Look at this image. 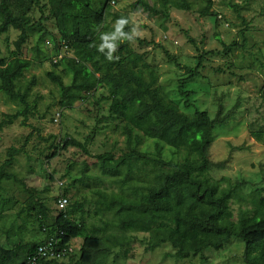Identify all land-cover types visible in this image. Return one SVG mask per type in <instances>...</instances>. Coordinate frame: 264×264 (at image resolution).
Returning a JSON list of instances; mask_svg holds the SVG:
<instances>
[{
    "label": "rangeland",
    "instance_id": "obj_1",
    "mask_svg": "<svg viewBox=\"0 0 264 264\" xmlns=\"http://www.w3.org/2000/svg\"><path fill=\"white\" fill-rule=\"evenodd\" d=\"M137 1L115 0L110 5L109 32L118 29L123 18H128L132 27L131 52L144 56L158 75L157 86L162 94L176 103L180 100L179 80L188 76L202 57L200 75L189 82L188 89L194 91L193 103L200 110H207L215 121L213 141L207 151L210 176L220 181L222 187L230 183L240 185L239 196L245 197L236 196L231 202L236 220L241 209L252 208L249 202L252 195L264 197V0H210L212 7L206 16L200 12L209 0H192L190 11L171 5L164 7L162 0H143L162 11L161 15L146 11ZM231 4H236L239 12ZM43 6L47 18L42 25L47 31H33L21 51L22 57L31 61V67L19 79L18 88L24 90L35 79L28 94V120L23 124L20 117L0 131V165L9 158L8 149H22L12 167L6 169L22 183L4 180L0 193V200H8L0 221V244L6 248H12L21 239L35 243L44 239L39 217L36 220L35 214L27 216L28 211L35 212L29 210L28 203L33 197V202L48 209V218L43 222L46 228L58 215L57 198L66 188L69 202L84 203L83 210L76 212L74 218L81 221L85 217L88 224L100 227L104 221H115V217L112 213H99L102 205L95 204L98 200L95 193L121 195L142 190L147 174L143 168L134 169L133 181L125 184V167L116 175L104 173L100 168L98 155L111 153L118 159L128 151L124 123L109 117L111 100L105 88H98L88 99L78 100L72 108L59 105L60 90L48 73L54 71L69 85L70 74L62 61L54 63V57L59 52L74 56L62 46L56 51L52 40L58 35L56 19L49 15L52 6L48 0H43ZM114 14L122 19H115ZM32 16L38 21L41 13L35 11ZM110 33L105 35L111 36ZM19 35L20 31L11 29L0 36V58L9 60L13 56ZM120 43H124L123 38ZM23 108L0 91V121ZM180 108L187 114L191 112L181 104ZM64 139L85 145L87 152L77 146L56 152V146ZM158 147H163V159L178 160L168 146L157 145L152 139H144L137 149L154 155ZM82 177V182L76 181ZM10 227L13 231L8 240ZM106 234L117 237L119 244L111 243L110 249L102 242L91 264H246L243 244L236 239L222 249L207 250L203 256L178 260L169 244L149 249L147 233L121 232L114 226L107 228ZM71 242L76 250L72 259L66 257L56 264L79 259L82 238Z\"/></svg>",
    "mask_w": 264,
    "mask_h": 264
},
{
    "label": "trees",
    "instance_id": "obj_2",
    "mask_svg": "<svg viewBox=\"0 0 264 264\" xmlns=\"http://www.w3.org/2000/svg\"><path fill=\"white\" fill-rule=\"evenodd\" d=\"M139 1L137 3L142 4L146 11L162 14V11L154 9L143 0ZM48 2L52 6L49 15L56 19L58 29L57 37L54 35L52 38L56 43L55 49L58 52L59 47H67L66 50L72 51L74 56L69 57L65 53L56 62L58 64L62 61L70 74L69 85H65L54 71L48 73L49 79L60 90L59 105L72 108L78 100L88 99L98 88H105L111 100L109 117L124 123L128 151L118 159L111 153L98 155L100 168L104 173L116 175L125 167V184L126 181H133L134 169L143 168L147 172L146 180L142 190L134 189L129 194L95 193L98 197L95 204L100 202L102 205L99 213L104 211L115 217V221H104L100 227L88 224L85 217L81 221L74 218L76 212L83 210L84 203L68 200L66 209H58L59 213L52 225L46 228L43 222L48 218V209L40 202H33V197L28 203L29 210L35 212L28 211L27 216L35 214L36 220L39 217L45 237L37 243L21 239L12 248L0 244V264H26L33 249L56 236L64 242L82 238L79 259L69 264H91L102 242L110 249L111 243L119 244L117 237L114 239L113 235L106 234L107 228L114 226L121 232L129 230L147 233L149 249L169 244L178 260L203 256L207 250L222 249L231 239H236L243 244L246 264H264V197L252 195L249 199L252 208L241 209L235 220L230 205L236 196L245 198L239 196L240 185L230 183L222 187L220 181L213 180L209 174L207 151L213 141L215 121L207 110H200L193 103L194 91L188 89L189 82L200 75L202 57L195 69L179 80V102L170 101L157 86L158 75L154 68L144 60L143 55L131 52L129 42L132 40V27L128 18L122 19L120 15L114 14L115 19H122L124 23L109 32L107 20L112 15L111 0H98L97 4L93 0ZM162 2L164 7L171 5L184 11L192 8V0ZM211 7L209 0L200 15L206 16ZM231 7L239 12L236 4H231ZM35 11L41 13L38 21L32 16ZM44 12L43 0H0V36L11 29L20 31L15 41V51L11 53L13 56L9 60L0 58V91L11 102H19L24 106L14 114L5 115L0 121V131L20 117H23V124L28 120V94L35 85V79L24 90L18 88L19 79L31 67V61L23 58L21 51L33 31H47L42 25V20L47 18ZM106 32L111 36L105 35ZM122 38L123 44L120 43ZM108 45L113 46L111 50ZM180 104L191 112L187 114L181 111ZM146 138L152 139L157 145L168 146L178 160L163 159V147H158L154 155L138 150L137 147ZM69 146H77L87 152L85 145L73 139L62 140L56 146V152ZM21 151L8 149L9 158L0 165V193L4 180L13 179L22 183L16 174L6 171L12 167L15 156ZM83 179L76 181L82 182ZM67 190L57 200L61 196L65 197ZM7 203L8 200H0V221ZM12 231V227L8 228V240ZM73 254L68 257L72 259ZM60 261H43L42 264H56Z\"/></svg>",
    "mask_w": 264,
    "mask_h": 264
},
{
    "label": "built area",
    "instance_id": "obj_3",
    "mask_svg": "<svg viewBox=\"0 0 264 264\" xmlns=\"http://www.w3.org/2000/svg\"><path fill=\"white\" fill-rule=\"evenodd\" d=\"M111 4H115V0H111ZM67 47H65L66 49ZM63 53L54 57V63L61 60ZM68 205V199L66 197H60L57 201V207L59 210H65ZM75 246L70 241L64 242L63 239L56 236L50 238L44 243L38 245L29 257L27 258L26 264H42L43 261H55L63 260L69 255L75 253Z\"/></svg>",
    "mask_w": 264,
    "mask_h": 264
},
{
    "label": "clouds",
    "instance_id": "obj_4",
    "mask_svg": "<svg viewBox=\"0 0 264 264\" xmlns=\"http://www.w3.org/2000/svg\"><path fill=\"white\" fill-rule=\"evenodd\" d=\"M119 23H120V24H123L124 21L121 20V21H119ZM108 47H109V49L111 50L113 46H112V45H108ZM101 50H103V46H101ZM108 57H109V59L111 58V51H109V53H108Z\"/></svg>",
    "mask_w": 264,
    "mask_h": 264
}]
</instances>
